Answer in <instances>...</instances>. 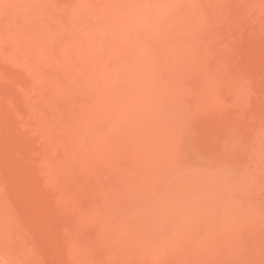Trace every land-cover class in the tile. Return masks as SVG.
<instances>
[{"label":"rangeland","instance_id":"1","mask_svg":"<svg viewBox=\"0 0 264 264\" xmlns=\"http://www.w3.org/2000/svg\"><path fill=\"white\" fill-rule=\"evenodd\" d=\"M26 1L29 2L25 3V0L24 2L21 0L16 5L20 7L23 3L24 8L22 6L21 8L23 11L26 10L29 20L21 16L22 20L19 14L12 15V12L5 8L4 3L0 4L5 10L2 11L0 8V20L4 21L7 27L11 23V28L13 25L18 27L17 30L20 28V34L18 32L17 35L20 38L14 40L12 35H9L11 34L9 29L4 27V22L0 21L3 25L0 27V134L3 135V139L0 140V186H2L0 193L3 198L1 204L5 210L4 213L1 210L4 218L0 221V226L18 228L17 233L22 236L20 238L15 234L11 238L10 233L8 234L9 230L0 228V242L4 244L1 242L0 250L8 253L12 249L13 253L11 244L13 245L14 242H17L14 245L18 248L14 254H11L12 256L4 253L6 257H3L1 253L0 264L12 262H16L12 264H94L95 261H97L95 264H264V0H174L172 7L166 5L168 11L163 14L166 18L158 17L161 18L158 23L162 24L161 27L159 24L158 26L160 30L164 28L163 33L161 30L158 35L150 28L144 29V35L153 43L146 48L151 50L154 46L151 59L148 60L155 73L152 79L145 81L141 89L144 94L155 83L158 88L163 89L164 98L159 94L160 89L157 88V92V89L151 90V87L148 94L142 95L139 104L143 109L138 116L141 118L144 114V118L132 119V122L135 121L134 124L126 120L127 124L123 123L125 128L122 125L115 129L116 127L109 121L99 120L97 124L100 126L105 124L106 127L103 125V128L105 127L104 130L111 136L107 140L111 142V148L106 147L102 142L101 145L96 143V147L91 148L92 150L88 146L84 147L86 144L89 145L91 140L86 142V139L84 141L79 139L83 145L80 147L81 144L77 145L80 142L71 138V132L82 127V124L85 128L90 126V122L85 120L92 117H86L87 111L84 109L90 104L95 92L94 86L87 80L92 77L88 78L76 57L80 50L74 38L77 37L85 45L84 36L73 33L65 19L73 11L72 9H85L83 19H92L99 23L102 18L97 8L106 9L108 13L106 10L105 13L111 18L115 17L114 9L112 11L110 0H82L84 8L79 4V0H46L48 4L44 0ZM30 1L33 4H30ZM39 2L42 6L38 5ZM34 3L35 8L37 5L44 8L47 17L51 18L49 23L58 29L59 36L56 40L45 37L48 28L46 26L50 24L47 22V17L44 20L39 18L42 22L47 19L46 24L38 19L34 13ZM175 6L177 7L174 8ZM82 16L83 14L81 19ZM38 21L42 23L39 25L45 32L38 31ZM83 26L90 29L88 21H85ZM5 29H8V32L4 31ZM113 40L121 55L104 51V61L124 65L126 60L123 55L126 53L130 64H137V67L140 64L139 66L142 67L145 60H139L134 46L117 38ZM59 41L62 42V46H66L64 48L69 52V57L58 55L59 47L63 48ZM170 42L175 44L168 45ZM48 43L52 48L51 54L39 60V54L41 56L46 52H41L40 46H49ZM88 50L86 53L90 59L92 54ZM154 52L160 55L153 56ZM160 58L161 60H158ZM38 62H44V65H38ZM157 78L159 81L163 78L165 80L159 82L156 81ZM207 81H210V84ZM159 83L164 86L159 87ZM115 84L123 87L120 82L116 81ZM243 93L246 95L244 96ZM107 102L109 103L107 99L102 100L103 104L107 105ZM144 106L148 112L144 110ZM77 118L82 124L78 120V124L73 121ZM108 125L109 128L106 130ZM83 129L81 132L77 131L82 133ZM112 129H115V132ZM157 138H161L162 144L167 146L156 142ZM179 138L190 146L189 150L195 149L200 159L203 157L211 158L208 159L209 161L216 158L221 160V157L224 158L222 155H225L227 160L222 158V161L226 160L224 161L227 162L226 165L231 164L228 167L238 173L247 167L253 172L257 168L260 173L256 171L253 173L254 180H246L247 184L244 183L248 188L242 192V197L245 205L249 201L248 206L244 205L242 211L236 212L229 218L218 214L217 220L221 222L220 225L217 221L212 222L214 225L217 223L215 226L212 224L208 226L211 222L201 223L206 231L199 224V228L198 226L194 228L203 230L202 232L195 230L194 233V229L190 228L193 231L185 230L176 234L177 237L173 235L174 241L173 237L171 240L170 237L166 238L174 245L168 240L163 241L162 245L161 241H157L154 247L145 249L146 247L134 246L135 243L131 238L121 241L122 243L120 240L117 241L115 234L111 237L112 227L108 224L111 229L108 228L104 217L115 214L126 216L124 206L127 201L124 198L129 195L125 189L131 192V187L138 189L137 185L139 190L142 188L145 190V187L152 184L158 187L167 184L171 173H165L168 171L165 166L173 160L174 152L172 150L170 152L173 153H166L161 146L169 149ZM59 139L64 142L65 147L60 146ZM67 140L71 141L74 147L72 150L71 147L66 146ZM156 143H160L158 145L164 153H158L160 147L158 149ZM135 145L136 147L138 145V150L140 153L143 152L144 156L139 154L138 150L139 156H137L135 152L137 148H132ZM10 150L13 155H10ZM131 171L134 172L129 175L128 172ZM10 181L18 186L16 189L20 192L17 191V195H12ZM201 184L208 187L206 182L203 184L202 181ZM127 187L131 188L130 191ZM122 190H125L124 197ZM117 191H122V196ZM105 192L108 194L107 199ZM122 197L125 201L123 207L119 205L122 200L116 199ZM135 198L133 200L139 202V199ZM145 199L140 198V202ZM177 199L181 201V198ZM212 200L214 202L211 201L210 205L219 209V203L215 199ZM100 207L106 209L108 207L109 210H103L104 208L100 210ZM123 211L125 215L119 214ZM129 214L131 215L128 212L127 215ZM88 216L90 221L89 218L87 219ZM5 217L8 223L3 221ZM235 218L238 219L234 221ZM35 221L40 223L39 227L43 226L44 233H41V228L38 230ZM226 221L229 223L226 224ZM104 224L106 227L101 228L100 225L104 226ZM145 229L146 232L150 231L147 227ZM3 232L7 233L3 234ZM98 233L103 234V239ZM6 234L9 235L8 238L3 237ZM108 234L109 237L106 239L110 242L104 238V235L108 236ZM149 234L153 235L152 230ZM112 238L114 239L111 240ZM114 240L118 242L117 244L121 243L123 248ZM165 243L170 244L166 249ZM89 244L96 250H91L92 247L88 248ZM4 247H7V250ZM90 250L91 254H89ZM28 251H32L33 254L30 259ZM86 252L87 255L93 254L96 259L91 260ZM96 252L98 255L95 254ZM113 255L115 259L112 258ZM13 256L21 257V261L13 259ZM97 256L102 258L98 260Z\"/></svg>","mask_w":264,"mask_h":264},{"label":"bare ground","instance_id":"2","mask_svg":"<svg viewBox=\"0 0 264 264\" xmlns=\"http://www.w3.org/2000/svg\"><path fill=\"white\" fill-rule=\"evenodd\" d=\"M20 1L21 0H5V1L4 0H0V4L4 3L5 8L7 7V9H9L12 12V15H14L13 13H15L16 15L19 14L18 16H20V18L22 16L24 19L29 20L28 19L29 15L26 13V10H24V11L22 10V8H24V6H22L23 3L20 4V7L17 6L20 3ZM32 1H30V4H33V3H31ZM44 1L46 2V4L49 3L46 0H44ZM81 1L82 0H79V4H82ZM111 1L112 0H110V4H111L110 6L112 8V11L114 9L115 17L111 18L109 16V14L107 15V13H108L107 10L103 9V8L101 9V7H100V9L97 8V11L100 12V17L102 18V19L100 18L101 22H99V23L93 21L92 19H91L92 21L87 19V18L83 19L84 14H85L84 13L85 9L84 10L83 9H78V10L72 9L73 11L65 19V21H67V23H68V25H69V27H70V29H71V31L73 33H75V34H83V36H84L85 45L82 43L81 40H78L77 37L74 38V42L77 44V46H78V48L80 50L77 53L76 57L78 58L79 66L81 68L85 69V71H86V73L88 75V78H89V76L92 77L91 79H87V80H89L91 82V84L94 86V92H95V96L90 101V104L88 105V107H85L86 109H84V110L87 111L86 117L87 116L88 117L91 116L92 119H93V123H92V119H89L90 117L86 118L87 120H85V121H87V122L89 121L91 124L88 122L90 126L85 128V125H83L78 120V118L74 119L73 121L76 122V124H78V122H80V124H82L81 125L82 127H80V128H82V129L84 128V129H83L82 133L78 132V131L81 132V130H82V129L80 130L79 127H78L79 129H76V131L78 130L77 131L78 133L75 130L74 131L72 130L73 132L70 131L71 134H72V137L69 136V138L71 137L72 140H75L77 142H80L79 139L83 140V141H84V139H86V142H87V140H91V142L94 145L96 143L98 145H101V144L104 143L103 145H106V147L110 146V144H111L110 141H107L108 137L110 139L111 136H110V134L107 131L104 130V128L106 127L105 124H103L105 126L104 128H103V125L100 126V125L97 124L99 122V120L101 121V119H102V120L109 121L112 124V126L116 127L115 129H117V127L122 126V125L125 128V124H123V123H126L125 122L126 120H130L131 121L134 118H137V117L140 118V116H138V115H139V113H141V109H143V108H141V105H139V104H141L140 101H141L142 95H144L145 93L148 94L149 90L151 89V87H152L151 90H154L153 88H155V89L158 88V86L155 83H153V85L157 86V87H154L152 85L149 88V90H147L145 88L148 92L145 91L144 94H143V92L141 90L142 87H144V85H145V81L148 80V79L149 80L152 79L153 78L152 76L155 73V72H153V69L151 68L152 64L148 60L151 57V52L154 50L153 49L154 46L152 45L153 48H152V46L150 47L153 50L152 49L151 50L147 49L149 47V45H151L152 42L148 41V39L146 38V35H144V33H145L144 29L146 27L150 28L151 30L154 31V33L157 32V34L159 35L161 32L160 33H158V32L161 31L162 29L160 30V28L158 26V24L160 25V22L158 23V20L160 21V19H161V18L158 19V17L159 16H161V17L163 16L164 17L163 14L167 13L168 10H166V5L171 6L173 3H175L174 0H116V1H112V2ZM23 2H24V0H23ZM26 2H29V1L25 0V3ZM44 4L45 3L43 2V6H44ZM15 5H16V7H19V9L16 8ZM38 5L42 6L40 2H39ZM38 5L35 8V3H34V11H35L34 13H36V15L38 16V19L41 18V20H42V18H43V20H44V18H46L47 15L45 14V12L43 10L44 8H42V7L38 6ZM83 5L84 4H82V6ZM108 5H109V3H108ZM2 6L3 5H1L0 8ZM21 6H22V8H21ZM26 7H29V6H26ZM176 7L177 6H175L174 8H176ZM83 8H84V6H83ZM3 9H2V11H5ZM9 10H8V12H9ZM105 10H106L107 13H105ZM172 10H171V12H173ZM82 14H83V16H82V19H81L80 17H81ZM3 15H5V14H3ZM10 16H11V14H10ZM113 16H114V14H113ZM15 17H17V16H15ZM49 18H48V20L45 19V21H43V22L45 23L46 20H47V22L49 23L51 21V18H50V21H49ZM59 18H57V19L59 20ZM164 18H166V17H164ZM18 20H19V17H18ZM9 21L12 22L11 20H9ZM17 21H15V22H17ZM85 21H88V24H90V29L84 28L83 24H84ZM1 22H4V21H1ZM28 22H30V21H28ZM41 22L38 21V24H37V28H39L38 31L42 30L43 32H45L43 30V27H42V29L40 27L42 25V23H43V22L42 23ZM13 23H12V25H13ZM3 24H4V27L6 28L7 26H5V22ZM18 24H20V20H19ZM39 24H41V25H39ZM6 25H7V23H6ZM10 25H11V23H10ZM10 25H9V27H7L9 29V32L11 33L9 35L10 36L12 35V38H14V40H17L18 38H20V36L19 37L17 36L18 32L20 34V30H19L20 28L17 30L18 27H15L16 25L15 26L13 25L12 28H11ZM38 25H39V27H38ZM51 25L52 24L46 26L48 28H47V30L45 32L46 36L45 35L44 36L47 37L49 40H54V39L56 40V38H58V36H59L58 35V29L54 25L53 26H51ZM1 26H3V25L1 24L0 27ZM161 26H162V24L160 25V27ZM35 27L36 26H34V28ZM8 29H5L4 31L7 30L6 32H8ZM163 30H164V28H163ZM163 30H162V33H163ZM42 31H40V33H42ZM6 32H4V33H6ZM35 32H33V33H35ZM33 38L35 40L36 37L34 36ZM116 38L120 39V40H122V41H124L126 43H129V44H131L132 46H134L136 48L135 52H137L136 54L139 57V60L140 59L142 61L145 60V63L142 65V67L139 66L140 64H138V67L136 66L137 64L136 65L135 64H133V65L130 64L129 61H128V55L126 53H124V55H123L124 59L126 60V63H124V65H122V64L121 65H119V64H110V63L107 62V60L104 61V51H108V52L114 53V54H120L118 48L115 45V41L113 40V39H116ZM157 38L159 39V37H157ZM160 39H161V36H160ZM61 41H59L60 44L62 43ZM149 42H150V44H149ZM49 44L50 43H48V45ZM170 44H173V43H171V42L168 43V45H170ZM61 46H62V44H61ZM146 46H148V47L146 48ZM40 47L42 48V49H39L41 52L46 51V52H44L45 54L43 53L44 55L40 56V54H39V57H40L39 60H42L43 56H45V55L48 56V55L51 54L50 51H51L52 48H51V45H49V46L46 45L44 47L40 46ZM62 47L63 48H61V49L59 47V51L60 52H59L58 55L61 56V57H69V55H70L69 52L67 50H65V48H64L66 46H62ZM168 48H169V46H168ZM86 50H88L92 54V58L89 59L87 57L88 55L86 53ZM178 50H179V46H178ZM154 53L152 54L153 56L158 55L157 52L155 53V55H154ZM177 57H179V56H177ZM36 60H37V58H36ZM154 60H157V59H154ZM158 60H161V58L158 59ZM43 63L42 62H38V65L39 64L40 65H44ZM159 63H157V66L159 65ZM163 63H164V61H163ZM157 66H155V67H157ZM39 67H41V66H39ZM81 68H80V71H81ZM86 73H84V74H86ZM87 75H85V76L87 77ZM159 78H161V77H159ZM159 78H157L156 81L157 80L159 81ZM164 80H165V78H163V80L160 79L159 82L164 81ZM116 81L122 83L123 87L116 86V84H115ZM207 82H208V84H210V81H207ZM211 83H213V82H211ZM38 84H41V83H38ZM159 84H160L159 87H161V88H162V86H164V84L162 86H161V83H159ZM209 86H211V85H209ZM213 88H215V87H213ZM158 89H160V88H158ZM158 89H157V92H158ZM164 89H165V87H164ZM162 91H163V89H160L159 92H161V93H159V94H162V97L164 98V95H163ZM245 95L246 94H244V96ZM149 97H151V96H149ZM163 98H162V100H163ZM104 99H107L110 104L108 102H107V105L103 104L102 100H104ZM151 99H149L150 102H151ZM84 104L87 105V103H84ZM144 107H145L144 110H147L146 106H144ZM144 110H142L143 111L142 113H144ZM55 111H57V110H55ZM147 112H148V110H147ZM145 114L148 115V113H145ZM72 115H71V117L74 118V116H72ZM143 115L141 116V118L143 117ZM148 118H149V116H147V119ZM60 120L61 119L59 117V121ZM77 120H78V122H77ZM81 120H82V118H81ZM101 122H105V121H101ZM133 122H135V121L133 120ZM133 122L131 121V124ZM109 125L107 126L106 130L109 128ZM111 127H110V129H111ZM115 129H112V130L115 132ZM117 131H119V130H117ZM158 131L161 133L160 130H158ZM52 134H53V132H52ZM61 137L63 138V135ZM88 137L90 139H87ZM1 139H3V135L0 134V140ZM160 139L157 138L156 142H160L162 144V140H160ZM179 139L183 143V140H182L183 137H182V139L181 138H179ZM179 139H177L178 141L176 140L177 143L175 141V144L173 145V147H171L172 149L170 147H169V149H168V147L167 148L163 147V146H167L164 143H163L164 145L162 144L163 146H161L163 148V151L166 152V153L167 152L168 153H173L174 152V154H173L174 157L172 158L173 160H170L165 166L166 169L168 170L165 173H167V174L171 173V174H169L167 184L164 187H158V186H156L154 184L150 185L151 187L147 186V187H149L148 189H147V187H145L144 188L145 190H143V188L141 190H139V186L138 185H137L138 189L133 188V187H131L132 188L131 189L130 187H127V188H129V191L131 189V192H128L127 189H125L126 192H127V195H129V196H125V197H127L129 199L124 198V200H126L127 203H125V201L123 200L124 195H126L125 194V190H122V191H124V194H123L122 191H120L121 193L117 191L120 195L123 194L122 199H120L121 197L118 194H116V195H118V197H120L119 199L118 198H116V199L119 200V201L122 200L121 204H119V205L122 206V204L124 202L125 205H126V206H124L125 207L124 211L126 210L127 213L128 212L131 213V215L130 214L127 215V213H125L123 211V213L120 212L119 214H124L125 213L126 216H117L115 214V212H113L116 216L115 215L114 216L110 215V217L107 216L108 219H107V217H104V221L106 219V222H107L106 224L107 225L109 224L112 227V229H111V227H109V225H108V228L111 229L112 234H113V236H111V237H114L116 235L119 238L118 239L117 237H115L117 239V241L120 240V242L121 241L123 242V240H128V239L131 240L132 239L133 243H135L134 246L137 245V246H139L141 248L142 247H146L145 249H148V248L154 247V244L157 241H161V245H162L163 241H167V240L171 243L170 240L172 239L171 237H173V235L176 236V234L182 233L185 230L186 231L191 230L190 228L194 229V231L191 230L194 233H195V230L201 231L200 229L194 228V226H198L199 224H200L201 227L205 228L203 226V224H205V223L208 224V222H211V223L208 224V226L210 224H212L213 221H214L213 223H215V221H217L219 223V220H217L218 214H220L222 216H225V218H227V217L229 218V217H231V215L234 216V214L236 212L238 213V211L239 212H240V210L242 211V208L245 205L244 204V199L242 197V192L245 191V189L248 188L247 187L248 185L246 186L244 183L247 184V182H245L246 180H248V181L249 180H251V181L254 180L253 178L255 176H253V173L255 171L259 172V171H257V168H256V170H254V172H253V170H250L251 168H248V167L244 168V170H242L240 173H238V171L237 172L233 171V170H231V168L228 167L231 164L230 165L228 164V166H227L226 165L227 162L226 163L224 162V161L227 160L225 155H222L226 159V160H223V161H222L223 157H221V160L216 158V159H213L211 161H209L211 158L210 159L208 158L209 159L208 160L207 158L205 159V158L201 157V159L203 160V161H201V159L199 158L200 156L197 155L199 153L197 151H194L195 149L194 150H189L188 148H190V146L187 144L189 146V147H187L186 144H184V143L182 144L181 141L179 142ZM158 140H160V141H158ZM59 142H60V146L63 145L62 148L65 147L64 146V142L62 140L59 139ZM67 142L70 144V146H68L69 144ZM91 142H90V144H92ZM106 142H107L108 145L106 144ZM160 143H158V144L160 145ZM65 144H66L67 147H71L70 148L71 150L74 148L73 145H71V141H69V140L65 141ZM80 144H81V142L79 144H77V145H80ZM90 144L89 145L86 144L84 147L88 146L90 149L91 148L94 149L96 147V145H97L96 144L94 146L92 144V147H91ZM158 144L156 143V146L159 149L160 146ZM77 145H75V147ZM81 146H83V145L81 144L80 147ZM135 147H136V145L134 147H132V148H135ZM137 147H138V145H137ZM161 147H160L159 150L162 151ZM108 148H111V146L108 147ZM64 149L68 150L67 148H64ZM76 149H77V147H76ZM86 149H88V148H86ZM86 149H84V150H86ZM90 149H88V150H90ZM139 149H140V147H139ZM155 149H156V147H155ZM132 150H135V149H132ZM137 150H138V148L135 150L136 153H137ZM159 150H158V153H164L163 151L159 152ZM166 150H168V151H166ZM172 150H173V152H170ZM72 152H74V151H72ZM72 152H70V153H72ZM93 153H95V152L93 151ZM139 154H142L144 156L143 152L140 153V151H139ZM139 154L137 156H139ZM10 155H13L11 150H10ZM91 156H93V155L91 154ZM145 156H146V154H145ZM261 156L263 157V155H261ZM205 160L209 161L208 164H206L207 161H205ZM202 162H204V164H206V165H203ZM243 166H246V165H243ZM252 166H254V165H252ZM125 172H127V171H125ZM132 172H134V171L128 172L129 175H131ZM175 172H180V173L176 174ZM128 173H126V175H128ZM126 175L124 177H126ZM128 178H131V177H128ZM0 179H1V175H0ZM131 179H130V181H131ZM124 180H126V182H128L127 179L124 178ZM202 181H203V184L206 182L207 183L206 186H208V187H205V185L203 186L201 184ZM10 182H11L10 183V190L12 192V195H17L20 192L19 189H16V188H18V186H15V183L13 181H10ZM208 183H209V185H208ZM249 183L250 182H248V184ZM132 185L134 186L133 182H132ZM128 186H130V184ZM142 187H144V186H142ZM251 187H254V186H251ZM133 189H135V190H133ZM146 189H147V191H146ZM1 190H2V186H0V191ZM120 190H121V188H120ZM17 191H18V193H16ZM250 193H251V191H250ZM252 193H253V191H252ZM149 194H151L153 197L150 196ZM104 195H105V199H107L106 198V197H108L107 192H105ZM254 195H255V193H254ZM135 197H137L139 199V202H138V200H136V201L133 200V199H136ZM140 198H141V200L147 198V200L145 199V200L140 202ZM177 198H181V201H179ZM212 199H215V201L219 203L218 207L221 208V209L219 208L220 210L216 209L215 205H217V204L214 205L215 208L212 205H210L211 201L214 202V200H212ZM247 199H248V197H247ZM247 199L245 201H247ZM248 202L246 203V205L248 204ZM1 203L3 204V198H2V195L0 193V221H2V218H4L1 215L2 211H3V213L5 212V210H3V207H2ZM117 203H119V202H117ZM252 203L254 205V202H252ZM106 204L105 205L103 204V205L106 206ZM256 204H258V206H260L259 203L256 202ZM260 207H262V206H260ZM103 208L104 207H102V208L100 207L99 209L102 210ZM107 209H108V207H107ZM107 209L105 207L103 210H107ZM121 210H123V209H121ZM251 210H253V209H251ZM101 213H103V211ZM242 213H244V212H242ZM3 215H5V214H3ZM108 215H109V213H108ZM242 217H244V215H242ZM88 218H89V221H90V217L89 216L87 217V219ZM94 218H92V219H94ZM32 219H33V217H32ZM232 219H233V217H232ZM237 219L238 218H235L234 221L237 220ZM94 220H92V221H94ZM3 221L7 222L6 221V217H5V220H3ZM244 221H245V219H244ZM5 222L4 223L2 222V223L6 224ZM9 222H10V220H9ZM95 222H96V220H95ZM97 222H99V221H97ZM103 223H105V222H103ZM201 223H203V224L201 225ZM220 223H219V225H220ZM227 223H229V222L226 221V224ZM106 224H104V226H102L103 224L100 225L101 228H103V227L105 228ZM39 225H40V223L36 222V227L38 228V230H40V228H41V230H40L41 233H44L43 226L39 227ZM212 225H214V224H212ZM219 225H217V226H219ZM200 226H198L197 228H199ZM205 226H207V225H205ZM6 227H9V226H5L4 228H3V226H0V228L3 229V230H6V231L9 230L8 234L10 233L11 236L6 234V236L2 235L3 237H7L8 238V236H9V237L12 238V235H15V234L19 235V233H17V229L18 228L9 227V228L6 229ZM146 227L149 228L150 231L152 230L153 235L149 234L150 231L146 232L147 231V229H145ZM108 228H107V231H109ZM226 228L228 229V227H226ZM226 228H223V229H226ZM15 230H16V232H15ZM102 230H104V229H102ZM203 230L206 231V228L203 229ZM104 231H106V229ZM191 231H189V232H191ZM207 231L209 232V229H207ZM100 232H101V230H100ZM193 232H191V234H193ZM5 233H7V232H5ZM5 233L3 232V234H5ZM101 233H103V232H101ZM108 233H110V232H108ZM0 234H1V232H0ZM100 234H99V236L100 237L102 236V239H103V234L102 235H100ZM190 235L188 236V238L190 237ZM19 236H20V238L22 237L21 235H19ZM28 236H29V234H28ZM40 236H41V234H40ZM105 236L106 235H104V238H105V240H107L106 238L109 237V234H108V236H106V237ZM96 237H98V236H96ZM200 237H202V236H200ZM166 238H169L170 240L166 239ZM4 239H6V238H4ZM113 239L114 238H112L111 240H113ZM179 239H181V238H179ZM182 239H183V237H182ZM6 240H8V239H6ZM6 240H4V241H6ZM175 240H177V238ZM98 241L100 242V240H98ZM117 241H115L116 244L118 243ZM173 241H174V237H173ZM1 242H0V244H1ZM103 242H105V241H103ZM107 242H110V241L107 240ZM107 242H106V244H107ZM14 243H13V245H14ZM16 243H15V245H16ZM121 243L117 244V245L121 246ZM158 243H160V242H158ZM2 244H3V242H2ZM101 244H102V242H101ZM125 244H126V242H125ZM13 245L11 244V248H13V251H14L13 253L11 252L12 249H10V252L8 251V253L4 252V250L2 251V249H1L0 250V254L2 253L1 254L2 256L4 255V253L7 254L8 256H10L11 254H14L16 252V248L17 247H15V245L14 246ZM169 245L168 244L166 245V243H165V249L167 247H169ZM172 245H174V244H172ZM9 246H10V244L8 245V247ZM87 247L91 248L92 245L90 246V244H89ZM93 247L91 248V250L95 249V248L93 249ZM162 247H164V246H162ZM4 248L6 249L7 247H4ZM88 248H87V251H88ZM25 249L27 251V248H25ZM19 250H20V248H19ZM34 250H36V248ZM91 250H90L89 254H91ZM139 251H140V249H139ZM92 253H93V251H92ZM145 253H147V252H144V254ZM26 254H27V252H26ZM28 254H29V257H28L29 259H30V257L31 258L33 257L32 256L33 255L32 251H28ZM84 254H85V251H84L83 255ZM95 254H97V252ZM154 254L156 255V252ZM86 255H87V252H86ZM20 256H21V252H20ZM89 256H90L91 260H95L96 259V257L93 254L89 255ZM117 256H119V255H117ZM143 256H145V255H143ZM3 257H6V256L4 255ZM17 257L18 256L14 257L13 259H19V260L21 259V257H18V258ZM110 257L111 256H109V258ZM114 257H115V255H113L112 258L115 259ZM140 257H142V256H140ZM97 258L99 260V258H102V257L101 256L100 257L97 256ZM24 260L27 261L25 258H24ZM96 262L97 261H95V263ZM12 263H16V262H12ZM1 264H3V263H1ZM28 264H30V263H28Z\"/></svg>","mask_w":264,"mask_h":264}]
</instances>
